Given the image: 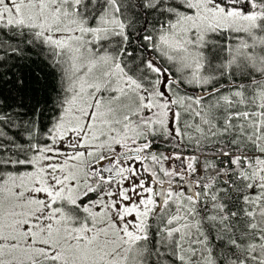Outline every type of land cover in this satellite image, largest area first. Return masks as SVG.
<instances>
[{"label":"snow or ice","instance_id":"snow-or-ice-1","mask_svg":"<svg viewBox=\"0 0 264 264\" xmlns=\"http://www.w3.org/2000/svg\"><path fill=\"white\" fill-rule=\"evenodd\" d=\"M0 264H264V0H0Z\"/></svg>","mask_w":264,"mask_h":264}]
</instances>
